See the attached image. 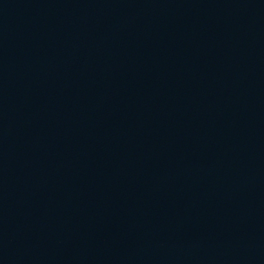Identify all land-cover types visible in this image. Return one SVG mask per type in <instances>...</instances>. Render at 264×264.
Wrapping results in <instances>:
<instances>
[{
  "label": "water",
  "instance_id": "95a60500",
  "mask_svg": "<svg viewBox=\"0 0 264 264\" xmlns=\"http://www.w3.org/2000/svg\"><path fill=\"white\" fill-rule=\"evenodd\" d=\"M0 264H264V0H0Z\"/></svg>",
  "mask_w": 264,
  "mask_h": 264
}]
</instances>
